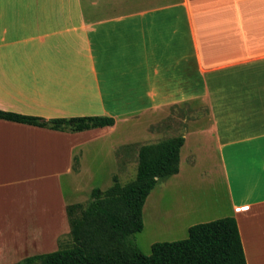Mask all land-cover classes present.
Returning <instances> with one entry per match:
<instances>
[{
  "label": "crops",
  "instance_id": "1",
  "mask_svg": "<svg viewBox=\"0 0 264 264\" xmlns=\"http://www.w3.org/2000/svg\"><path fill=\"white\" fill-rule=\"evenodd\" d=\"M0 109L115 118L78 132L0 119V264L57 250L80 202L67 187L129 162L137 116L141 145L184 137L170 177L191 143L215 149L247 263L264 264V0H0Z\"/></svg>",
  "mask_w": 264,
  "mask_h": 264
},
{
  "label": "trees",
  "instance_id": "2",
  "mask_svg": "<svg viewBox=\"0 0 264 264\" xmlns=\"http://www.w3.org/2000/svg\"><path fill=\"white\" fill-rule=\"evenodd\" d=\"M0 119L68 132L115 124L107 115L47 119L3 109ZM184 142L183 136H175L141 145L133 180L123 184L114 175L107 189L93 188L88 204H68L70 243L60 238L59 249L15 264H248L234 216L195 223L186 238L154 242L150 254L131 240L144 229L143 209L151 191L179 172Z\"/></svg>",
  "mask_w": 264,
  "mask_h": 264
},
{
  "label": "rangeland",
  "instance_id": "3",
  "mask_svg": "<svg viewBox=\"0 0 264 264\" xmlns=\"http://www.w3.org/2000/svg\"><path fill=\"white\" fill-rule=\"evenodd\" d=\"M183 110L182 108V113H184ZM132 120L135 126L128 127L127 135L133 136L132 131L137 128L135 135L137 142L129 148H118V153L124 150L129 152L131 156L129 162L118 161V169L113 174L114 165L97 164L96 169L99 175L93 181L84 180L85 191H78L79 193L75 196L72 188L67 187V194L71 201L78 198L84 205L88 204L92 191H87L89 190L87 187L97 186L106 189L112 185L114 175H117L123 184L136 177L139 163L137 155L139 146L136 145H141L144 141L140 135V128L144 126L145 118L137 116ZM190 146L195 153L192 157L193 161L191 163L184 161L182 175L179 178H165L154 187L143 209L144 229L131 236V240L147 254L151 253L154 242L186 238L190 225L228 216L231 213L230 191H226V179L220 170L221 166L217 158L219 154L206 142H202L199 148L193 143ZM104 148L107 147L104 146ZM104 148H102L103 151H105ZM187 150L189 148L185 151ZM61 240L68 244L71 242V237L68 234L62 236ZM59 247L60 240L57 249Z\"/></svg>",
  "mask_w": 264,
  "mask_h": 264
}]
</instances>
